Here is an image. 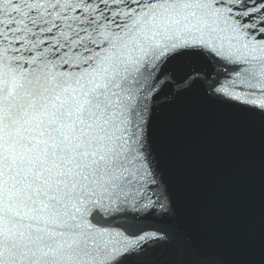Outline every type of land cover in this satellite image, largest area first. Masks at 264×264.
<instances>
[{
    "label": "snow or ice",
    "instance_id": "1",
    "mask_svg": "<svg viewBox=\"0 0 264 264\" xmlns=\"http://www.w3.org/2000/svg\"><path fill=\"white\" fill-rule=\"evenodd\" d=\"M189 102L264 137V0H0V264H264L186 221Z\"/></svg>",
    "mask_w": 264,
    "mask_h": 264
},
{
    "label": "water",
    "instance_id": "2",
    "mask_svg": "<svg viewBox=\"0 0 264 264\" xmlns=\"http://www.w3.org/2000/svg\"><path fill=\"white\" fill-rule=\"evenodd\" d=\"M189 103L179 135L170 128L175 116L163 118L165 164L181 210L202 243L225 259H259L264 237L260 124L226 108Z\"/></svg>",
    "mask_w": 264,
    "mask_h": 264
}]
</instances>
